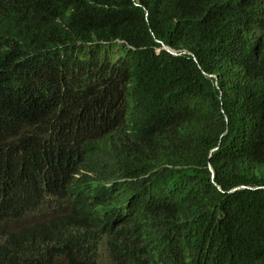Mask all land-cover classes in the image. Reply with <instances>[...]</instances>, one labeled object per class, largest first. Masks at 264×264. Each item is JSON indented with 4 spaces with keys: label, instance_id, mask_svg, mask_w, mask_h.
I'll use <instances>...</instances> for the list:
<instances>
[{
    "label": "trees",
    "instance_id": "16d2710c",
    "mask_svg": "<svg viewBox=\"0 0 264 264\" xmlns=\"http://www.w3.org/2000/svg\"><path fill=\"white\" fill-rule=\"evenodd\" d=\"M3 3L6 60L17 74L0 83L24 101L23 124L64 90L88 141L111 154L112 178L159 169L171 190L162 240L179 245L169 255L180 264H264V18L256 0ZM59 114L55 104L50 117ZM78 133L56 126L58 138ZM9 209L20 221L7 247L20 260L87 264L80 218L51 210L58 217L27 226L30 212Z\"/></svg>",
    "mask_w": 264,
    "mask_h": 264
},
{
    "label": "clouds",
    "instance_id": "9594fccd",
    "mask_svg": "<svg viewBox=\"0 0 264 264\" xmlns=\"http://www.w3.org/2000/svg\"><path fill=\"white\" fill-rule=\"evenodd\" d=\"M255 10L264 18V0H256ZM3 12L0 0V20ZM11 45L0 23V82L16 78L17 71L8 68L6 60ZM55 104L60 114L50 117ZM23 106L24 101L5 92L0 83V264L56 261V256L22 261L9 252L7 244L20 221L13 215L19 212L10 207L30 212L24 217H30L27 226L58 217L49 214L51 210L80 218L91 236L84 248L87 264H180L169 255L179 245L162 240L171 190L159 169L151 176L146 172L112 178L111 154L88 141L82 112L64 90L31 123L23 124ZM57 125L78 129L77 138H58Z\"/></svg>",
    "mask_w": 264,
    "mask_h": 264
},
{
    "label": "water",
    "instance_id": "95a60500",
    "mask_svg": "<svg viewBox=\"0 0 264 264\" xmlns=\"http://www.w3.org/2000/svg\"><path fill=\"white\" fill-rule=\"evenodd\" d=\"M162 48L164 49V50H166L167 52H169V53H171V54H177L175 51H173L172 49H169L168 47H166V46H164V44L162 45ZM210 170H211V172H212V175H214V172H213V170L210 168ZM220 189V188H219ZM233 190H235V189H233Z\"/></svg>",
    "mask_w": 264,
    "mask_h": 264
},
{
    "label": "rangeland",
    "instance_id": "374dc122",
    "mask_svg": "<svg viewBox=\"0 0 264 264\" xmlns=\"http://www.w3.org/2000/svg\"><path fill=\"white\" fill-rule=\"evenodd\" d=\"M113 52H114V55H115V57L117 58V48H113ZM30 220V217L28 216L26 219H25V221H24V223H27L28 221Z\"/></svg>",
    "mask_w": 264,
    "mask_h": 264
}]
</instances>
